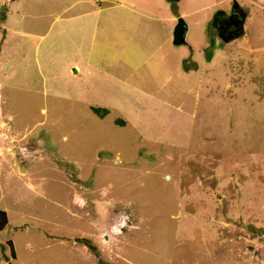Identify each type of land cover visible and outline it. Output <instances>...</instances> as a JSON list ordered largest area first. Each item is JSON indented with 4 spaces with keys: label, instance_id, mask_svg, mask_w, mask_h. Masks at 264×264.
Segmentation results:
<instances>
[{
    "label": "rangeland",
    "instance_id": "374dc122",
    "mask_svg": "<svg viewBox=\"0 0 264 264\" xmlns=\"http://www.w3.org/2000/svg\"><path fill=\"white\" fill-rule=\"evenodd\" d=\"M236 1L220 40L230 0H0V264H264V0ZM78 22L133 64L76 58L55 32Z\"/></svg>",
    "mask_w": 264,
    "mask_h": 264
},
{
    "label": "crops",
    "instance_id": "0c3cea01",
    "mask_svg": "<svg viewBox=\"0 0 264 264\" xmlns=\"http://www.w3.org/2000/svg\"><path fill=\"white\" fill-rule=\"evenodd\" d=\"M97 2H99V1H97ZM72 3H73V1H72ZM117 3L122 4L121 1H118ZM80 8H82V7L80 6ZM129 8H127L126 13H123V14L128 16L127 21L130 19V17L132 20H134V15L132 13L127 12L128 10H130ZM110 9H112V7H108V10H103V7H101L100 5H97V7L92 9V11L102 12L103 15H105V14H109ZM171 10L173 11L174 8H171ZM83 14H85V13L79 11V12L75 13L74 15H69L68 19L77 18V16H82ZM175 14L176 13L173 12L171 14H167V16H164V20L167 22L166 23L163 22L164 23L163 30L167 27V24H169V27H170L169 36L166 37L167 39L171 37V29H172L171 26L173 25V22H172V25H170L169 21H174L173 19L176 16ZM150 17L155 21H162L160 16L148 15L146 18H150ZM101 20H103V19H101ZM90 21H92L91 24L99 23L98 19L90 20ZM106 24H107V26H106L107 28H105V32H103V37L101 39H98V40L91 37L92 44L90 46H87L86 49H82L81 47L76 45L75 42L73 41V39H71V37H74L77 35L82 36V33H84V36H87V35L89 36V35H93V33H95V31H91L89 34L88 29L86 28L88 26L87 25L83 26V24H80V22L77 23V25H79V26H77L74 29H71V28H67L64 30L62 28L57 29L55 32V33H57V35L55 37L62 40L61 35L64 34V36H66L65 38L67 40H69V41L71 40L70 41L71 42V48L72 47L74 48V53L76 54V58L81 56L79 54V51L81 52L84 50L87 53L90 52V54H93V52H95L96 57H98L100 59H105V58L107 59V65L106 66L109 67V66L116 65V64L120 65V63H122V65L126 66V68H127L128 66H130L134 62L130 57H126L125 52H126V48H128V47L124 44L120 45V46H118V45L111 46L114 43L113 40H110V37H109V34H110L109 30L111 29V26L107 22H106ZM95 28H98V27H94V29ZM98 29H100V28H98ZM170 40H171V38H170ZM65 52L68 53V52H73V51H72V49H69V50H65ZM120 58L122 59L121 61L119 60ZM72 66H76L75 61L72 62ZM85 66H87V65L83 64V67H85ZM120 67H121V65H120ZM122 69L124 70V68H122ZM71 75L73 76L75 74L71 72ZM118 82H122L123 84H127L125 86L126 89H130L133 87V85H129L130 81H129L128 77L126 80L123 79L122 81H118ZM134 88L136 89L137 87L134 86Z\"/></svg>",
    "mask_w": 264,
    "mask_h": 264
},
{
    "label": "flooded vegetation",
    "instance_id": "af4514ba",
    "mask_svg": "<svg viewBox=\"0 0 264 264\" xmlns=\"http://www.w3.org/2000/svg\"><path fill=\"white\" fill-rule=\"evenodd\" d=\"M171 7H174V0H169ZM247 8L240 5L236 0H230L228 6L214 7L210 16V24L214 33L220 40L242 36L245 30V18Z\"/></svg>",
    "mask_w": 264,
    "mask_h": 264
},
{
    "label": "water",
    "instance_id": "95a60500",
    "mask_svg": "<svg viewBox=\"0 0 264 264\" xmlns=\"http://www.w3.org/2000/svg\"><path fill=\"white\" fill-rule=\"evenodd\" d=\"M187 23L185 22L182 15L175 17L174 24L171 30V42L172 44L187 43L186 40Z\"/></svg>",
    "mask_w": 264,
    "mask_h": 264
},
{
    "label": "trees",
    "instance_id": "16d2710c",
    "mask_svg": "<svg viewBox=\"0 0 264 264\" xmlns=\"http://www.w3.org/2000/svg\"><path fill=\"white\" fill-rule=\"evenodd\" d=\"M92 111L94 112H99L101 109L98 107V106H93L91 105L90 106ZM105 112V108H103V110ZM103 112V113H104ZM8 223V220H7V214H6V211L2 208H0V230ZM5 245L8 247V252H9V255L11 256V258L13 257V249H12V245H11V242L10 240H6L5 241Z\"/></svg>",
    "mask_w": 264,
    "mask_h": 264
},
{
    "label": "built area",
    "instance_id": "2783aa9c",
    "mask_svg": "<svg viewBox=\"0 0 264 264\" xmlns=\"http://www.w3.org/2000/svg\"><path fill=\"white\" fill-rule=\"evenodd\" d=\"M129 219L127 216V213L124 211H118L112 221L111 227L114 231L121 230L123 227H125L129 223Z\"/></svg>",
    "mask_w": 264,
    "mask_h": 264
}]
</instances>
